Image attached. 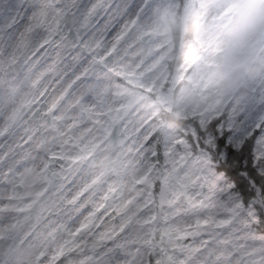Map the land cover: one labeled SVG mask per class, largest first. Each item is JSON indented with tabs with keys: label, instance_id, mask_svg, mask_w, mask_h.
Returning a JSON list of instances; mask_svg holds the SVG:
<instances>
[{
	"label": "snow or ice",
	"instance_id": "6c2138e0",
	"mask_svg": "<svg viewBox=\"0 0 264 264\" xmlns=\"http://www.w3.org/2000/svg\"><path fill=\"white\" fill-rule=\"evenodd\" d=\"M155 4L0 0V264H264V89L177 102Z\"/></svg>",
	"mask_w": 264,
	"mask_h": 264
},
{
	"label": "flooded vegetation",
	"instance_id": "af4514ba",
	"mask_svg": "<svg viewBox=\"0 0 264 264\" xmlns=\"http://www.w3.org/2000/svg\"><path fill=\"white\" fill-rule=\"evenodd\" d=\"M187 1L164 0L161 5L162 0H156L152 18L153 26L165 28L161 36L164 41L153 46L158 61L171 79L178 75L175 81L180 88L173 98L177 102L186 98L187 102L198 104L205 92L209 96L243 97L253 90L264 89V33L248 40L246 49L251 57L247 60L245 47L237 48L242 39L239 35L242 7L228 10L225 1L218 3L221 8L208 9L206 0H189L187 9ZM208 22L212 24L206 27ZM234 30L237 38L226 43L229 32ZM224 55L238 57L229 62L222 60ZM215 71L219 73L214 75ZM233 80L235 88L231 90ZM30 253L20 249L17 264H28Z\"/></svg>",
	"mask_w": 264,
	"mask_h": 264
},
{
	"label": "rangeland",
	"instance_id": "374dc122",
	"mask_svg": "<svg viewBox=\"0 0 264 264\" xmlns=\"http://www.w3.org/2000/svg\"><path fill=\"white\" fill-rule=\"evenodd\" d=\"M189 1V0H188ZM188 1H187V9L190 7V5H189V3H188ZM226 1V7L228 8V10H237V9H239L240 7H242V5L244 4V2H245V0H206V1H204V2H206L207 4H209L208 5V9L210 8V9H215L216 7L218 8H221L222 7V5H218V3H220V2H225ZM168 2V1H167ZM258 3L259 4H261V5H264V0H258ZM161 5H164V0H162V3H161ZM214 14H215V11H214ZM213 14V15H214ZM218 19H219V17H217ZM215 19V15L214 16H211V21L213 22V20ZM212 23H210V22H208L207 23V25H206V27H208V26H210ZM153 27H155L154 28V30H155V34H156V42L157 43H159V42H161V41H164V38H161V36L163 35V33L165 32V28H164V26H159L158 24H157V26H153ZM206 27L204 28V29H206ZM201 30L202 29H200L199 31H198V34H200L201 33ZM236 34H237V31L236 30H234V31H230L229 32V38L227 39H225V42L227 43V42H229L230 40H233L232 38L234 37L235 39L237 38L236 37ZM251 37H245V38H242L241 40H240V43L239 44H237V48H244L245 47V49H246V45H247V43H248V40L250 39ZM154 45H156V43L154 44ZM153 45V46H154ZM233 45V44H232ZM155 47V46H154ZM244 49V50H245ZM168 51L166 50V53H167ZM245 53H247L246 54V56H245V59L247 60V58H249V57H251V55H250V53H248V51H247V49H246V51H244ZM237 56V55H236ZM236 56H229V55H224V57L222 58V60L223 61H231V60H234L235 58H236ZM238 57V56H237ZM219 72H217V71H215V73H214V75H216V74H218ZM176 78H178V75L176 76ZM175 77H172V79H176ZM230 88H231V90L233 89V88H235V81L233 80V82L230 84Z\"/></svg>",
	"mask_w": 264,
	"mask_h": 264
},
{
	"label": "clouds",
	"instance_id": "9594fccd",
	"mask_svg": "<svg viewBox=\"0 0 264 264\" xmlns=\"http://www.w3.org/2000/svg\"><path fill=\"white\" fill-rule=\"evenodd\" d=\"M261 33H264V5L259 4L258 0H245L241 9L239 35L245 38L259 36Z\"/></svg>",
	"mask_w": 264,
	"mask_h": 264
}]
</instances>
